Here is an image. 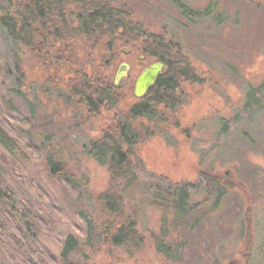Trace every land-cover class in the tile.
Returning a JSON list of instances; mask_svg holds the SVG:
<instances>
[{"label":"rangeland","instance_id":"obj_1","mask_svg":"<svg viewBox=\"0 0 264 264\" xmlns=\"http://www.w3.org/2000/svg\"><path fill=\"white\" fill-rule=\"evenodd\" d=\"M180 1L194 10L211 7V14L191 25L171 0H112L126 6L149 32L180 45L200 79L182 84L178 107L161 111L160 119L137 123L142 138L133 161L140 179L125 192L127 214L144 238L134 251L104 242L96 199L109 188L110 176L89 149L137 104L136 79L156 60L132 46L121 48L114 75L125 63L130 78L120 88V104L93 117L68 99L70 69L89 63L79 41L70 44L71 64L56 71L42 68L27 48L12 45L0 26V93L27 118L26 135L41 153L22 142L6 146L0 141V176L10 182L18 166L28 171L30 183L42 182L55 194L63 216L47 217L49 229L38 233L55 256L72 235L79 264H264V110H243L249 86L264 80V0ZM5 8L0 0V17ZM16 70L22 73L18 83ZM225 121L231 126L227 130ZM57 159L75 176L74 188L50 177L47 163ZM202 176L218 177L227 189L217 209L212 199H204ZM154 178L196 184L194 195L201 204H190L188 213L184 205L175 210L167 187ZM22 184L36 198L26 181ZM170 247L176 258L160 253ZM8 254L0 244V264H25Z\"/></svg>","mask_w":264,"mask_h":264},{"label":"trees","instance_id":"obj_2","mask_svg":"<svg viewBox=\"0 0 264 264\" xmlns=\"http://www.w3.org/2000/svg\"><path fill=\"white\" fill-rule=\"evenodd\" d=\"M5 1L7 8L0 17L1 28L12 45L27 48L42 68L64 71L63 66L71 64L67 56L70 44L79 41L89 62L85 65L91 67V72L85 70V65L84 69L79 64L75 65L74 69H70L73 76L66 88L68 99L90 116L111 111L120 104V88L114 86L113 69L121 48L132 46L155 59L156 63L165 65L164 72L149 93L130 107L124 120L117 121L114 129L104 131L100 138L94 140L89 149L100 165L107 166L110 176L109 188L96 199L104 242L111 240L115 247L139 250L144 238L136 221L128 216L125 205V192L140 179L139 169L133 161L142 138L137 123L160 119L161 111L178 107V92L182 84L200 82L197 70L188 62L180 45L167 41L162 33L149 32L143 24L133 20L126 6H117L112 0ZM171 1L191 25L211 14V7L194 10L180 0ZM141 39L145 42H139ZM16 71L20 75L17 76L18 83L21 82L22 73ZM1 72L3 69L0 67V76ZM243 110L249 114L264 110V80L258 86H249ZM224 127L227 130L231 126L225 121ZM29 129L27 118L0 93V141L6 146L22 142L32 153L41 155L38 146L32 144L26 135ZM47 169L53 180L68 184L71 188L76 185L75 176L62 159L48 161ZM11 175L13 178L10 182L0 176L1 247L9 252L10 257L25 264H79L76 237L68 236L59 256L40 243L38 233L49 229L48 219L59 220L63 216L55 194L42 182L32 180L30 183L28 171L24 168L14 166ZM208 178L200 177L201 185L207 186L204 199H212L217 209L227 189L218 177L212 180ZM154 179L167 187V197L174 201L175 210L184 205L188 213L190 204L195 207L201 204L196 200L199 194L194 195L198 193L196 184H174L165 178ZM24 181L35 191L36 198L22 190ZM155 194H160V190L156 189ZM111 234L115 237H111ZM135 241L138 245L134 247ZM160 253L168 258H176L171 247L167 252L160 250Z\"/></svg>","mask_w":264,"mask_h":264},{"label":"water","instance_id":"obj_3","mask_svg":"<svg viewBox=\"0 0 264 264\" xmlns=\"http://www.w3.org/2000/svg\"><path fill=\"white\" fill-rule=\"evenodd\" d=\"M130 66L122 64L116 73L114 79L115 88L119 89L127 81L129 77ZM165 65L163 63H154L145 68L137 77L134 86V95L137 99L144 98L149 91L156 85L159 76L164 72Z\"/></svg>","mask_w":264,"mask_h":264}]
</instances>
